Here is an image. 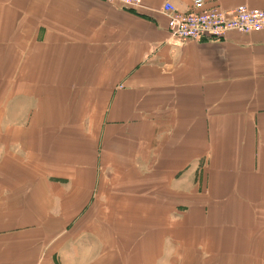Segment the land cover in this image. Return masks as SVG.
Instances as JSON below:
<instances>
[{
    "label": "crops",
    "instance_id": "obj_1",
    "mask_svg": "<svg viewBox=\"0 0 264 264\" xmlns=\"http://www.w3.org/2000/svg\"><path fill=\"white\" fill-rule=\"evenodd\" d=\"M27 1L0 0V264H264V30Z\"/></svg>",
    "mask_w": 264,
    "mask_h": 264
},
{
    "label": "built area",
    "instance_id": "obj_2",
    "mask_svg": "<svg viewBox=\"0 0 264 264\" xmlns=\"http://www.w3.org/2000/svg\"><path fill=\"white\" fill-rule=\"evenodd\" d=\"M130 10L141 8L142 0H105ZM161 12L168 18L167 30L171 40L219 41L228 32L250 34L264 30V10L240 5L224 11L217 6L205 7V0H191V10L181 13L171 3H164Z\"/></svg>",
    "mask_w": 264,
    "mask_h": 264
},
{
    "label": "rangeland",
    "instance_id": "obj_3",
    "mask_svg": "<svg viewBox=\"0 0 264 264\" xmlns=\"http://www.w3.org/2000/svg\"><path fill=\"white\" fill-rule=\"evenodd\" d=\"M28 1H32V0H28ZM27 1V3H29ZM103 2H105L106 4H108V5H117V6H119L118 4H116V3H114V4H111V3H108V2H106L105 0H102ZM17 2L19 3V0H17ZM120 7V6H119ZM123 8V7H122ZM16 71L18 72V69H16ZM13 100V99H12ZM14 101H17V102H21L22 103V101L23 100H14Z\"/></svg>",
    "mask_w": 264,
    "mask_h": 264
}]
</instances>
